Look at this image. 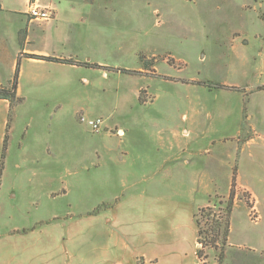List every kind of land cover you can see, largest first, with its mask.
<instances>
[{
	"label": "rangeland",
	"instance_id": "374dc122",
	"mask_svg": "<svg viewBox=\"0 0 264 264\" xmlns=\"http://www.w3.org/2000/svg\"><path fill=\"white\" fill-rule=\"evenodd\" d=\"M28 1L55 16L30 25L27 49L26 29L20 36L23 100L9 122L0 230L34 233L15 258L92 264L109 235L94 239L89 213L110 205L105 227L124 230L131 264L158 254L169 264H264V251L235 246L222 261L213 248L197 257L193 217L199 199L219 213L235 178V238L247 225L264 229V0ZM28 1L0 0V12L25 28ZM96 118L100 131L87 123ZM240 161L255 186L238 182ZM210 170L206 192L194 178ZM159 225L169 251L145 234Z\"/></svg>",
	"mask_w": 264,
	"mask_h": 264
},
{
	"label": "crops",
	"instance_id": "0c3cea01",
	"mask_svg": "<svg viewBox=\"0 0 264 264\" xmlns=\"http://www.w3.org/2000/svg\"><path fill=\"white\" fill-rule=\"evenodd\" d=\"M28 4L29 2L26 4V7H28ZM9 10L11 9L10 8L5 9L4 7V11L0 12V85H2L4 82L12 80L13 78V74H14L17 60H18V53L20 52V49H21V44H20L21 31L26 29V32H25L26 34L25 42L26 43L24 46H25V49H27L29 41L33 39L31 34L33 33V31H35L34 27L30 25H33V23L37 22V20L27 19L28 20L27 25L25 28H23L22 25L19 23V21H17L16 18L13 17V12ZM26 10L27 8L24 9L23 12L26 16H28L26 13ZM39 61L41 60L27 59L28 64H32V65H39L38 63ZM4 66L6 67L7 74L3 72ZM24 68L25 66L22 65L20 79L23 76V73L25 70ZM21 86L22 85L19 82V86L17 89L18 95L20 94V90L22 89ZM9 112H10V102L6 99L0 98V162H1L2 151L4 148L5 138L7 134ZM120 130L121 132L123 131V129H120ZM10 141L11 139L9 140V142ZM212 144H213V141H212ZM10 146L11 144L9 145V148H11ZM211 149L212 148L208 149L209 153H211ZM241 161H240V172L238 175V182H242L246 185L255 186V183L251 180L253 177H251L248 173H246L242 169ZM214 180L215 178L212 175L211 170L209 173L205 172V176L203 177L201 174L200 178H197V179L194 178L196 186L205 188L206 192L210 191L211 186L214 184ZM4 182L5 181H3L2 184L0 185V198L3 197L2 187H3ZM198 201L199 202H196L193 206L194 214L196 213V210L199 207L207 206L209 204L207 203L208 200L204 201L202 199H199ZM258 203H259V206L262 203L260 197H258ZM115 208L117 210V206ZM236 208H239V206H235L234 210ZM73 217L74 216H72V218ZM89 217H91L90 220L94 221L95 224H97V228H96L97 230L93 232L94 239H99V235L102 234L103 231L109 235V240L107 239L109 243L105 244L103 248L101 247L100 241L99 240L96 241L95 244L99 245V248H98L99 252L95 255V258L92 261L93 262L92 264H131L130 262H127V260L124 259L126 253L130 252L131 250L130 241L126 237L125 235L126 233L124 232V230L121 228L120 229L118 228L115 231V230H110L109 228L105 227L107 226L105 225L107 222L113 221V220H109V219L106 220L104 218L106 217L104 213L100 212L99 214L91 215ZM116 217H117V211H116ZM246 218L248 219V217ZM114 221H116L115 218H114ZM194 222H195V219H194ZM67 223H65L64 225L67 226ZM48 224L52 226L53 221L48 222ZM254 224H257V223H254ZM103 225H104V228H103ZM255 226L257 227L251 229L247 225L245 227L246 229L241 232L242 234L239 238H235L234 233H233L234 227L232 226L230 230V235H229L227 246L229 248H232V246H235L237 247L236 250L240 252L247 251L253 255L259 254L261 253V251H264V229L263 230L259 229L258 227L260 226L258 225H254V227ZM162 227L163 226L159 225L154 232H151L148 230L147 233L145 234L152 235L156 232L157 234L156 245L153 246V249H155L156 247V249L158 250L160 249L161 251L163 250V248H164V251H169V249L163 243L162 238H161V234L163 233V231L161 232ZM18 231H20V229L17 227L8 228L6 232H4L3 230L2 231L0 230V246L2 249L6 248V252L5 253L2 252L0 256V264H22L19 257L15 258V253H16L15 251L19 249V244L21 245L19 239L23 238L22 236H27L34 232L32 230H29L28 232L26 233L23 232L22 234L21 232H18ZM196 231H197V227H196ZM57 233L58 234L62 233V231L58 230ZM152 239L153 238L148 237L147 241H152ZM196 243H197V237H196ZM101 249H103L106 254H105V257H103V259L101 258L98 259ZM228 251L229 249H227V252L225 253H228ZM169 253H172V252L170 251ZM32 261L35 262V260H32ZM30 262L28 264H31ZM169 263L171 262L159 256V254L158 256H155V258H149L147 259V261L143 262V264H169ZM54 264H59V262H55Z\"/></svg>",
	"mask_w": 264,
	"mask_h": 264
},
{
	"label": "trees",
	"instance_id": "16d2710c",
	"mask_svg": "<svg viewBox=\"0 0 264 264\" xmlns=\"http://www.w3.org/2000/svg\"><path fill=\"white\" fill-rule=\"evenodd\" d=\"M28 57L42 60H57L56 57L37 55V54H28ZM97 65V64H96ZM100 67V65H97ZM21 59L18 58L16 68L13 74L11 81V86L8 88L0 87V98L6 99L10 102V112L8 117L7 125V134L5 138L4 148L1 155L0 162V178L3 171V160L7 154V143H8V131H9V122L11 119V112L16 104V102H21L23 98L19 97L17 93L18 89V80L20 74ZM127 70V69H123ZM233 186L230 191L228 200L226 201L225 207L219 209L217 213L213 207H201L195 214L194 219L197 227V247L196 255L197 257H202L206 254V248H213L219 250V259L223 260L225 256V248L228 245V239L231 230V214L234 207V198H235V178L233 179ZM103 208H110V205L105 207H98L93 210L89 215L99 214ZM205 219V223L204 220ZM34 229V228H33ZM28 230L23 229L22 231L26 233Z\"/></svg>",
	"mask_w": 264,
	"mask_h": 264
},
{
	"label": "built area",
	"instance_id": "2783aa9c",
	"mask_svg": "<svg viewBox=\"0 0 264 264\" xmlns=\"http://www.w3.org/2000/svg\"><path fill=\"white\" fill-rule=\"evenodd\" d=\"M28 7L26 10L27 15L33 20H51L55 16V11L49 6H41L38 3L28 1ZM85 119V118H84ZM88 125L94 131H100L103 127L104 120L102 118L89 119Z\"/></svg>",
	"mask_w": 264,
	"mask_h": 264
}]
</instances>
